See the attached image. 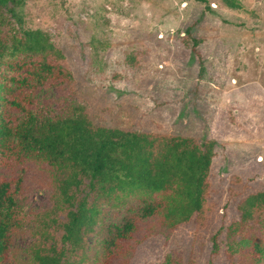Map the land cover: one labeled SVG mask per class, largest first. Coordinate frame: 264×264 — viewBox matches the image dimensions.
I'll return each instance as SVG.
<instances>
[{
	"label": "rangeland",
	"instance_id": "obj_1",
	"mask_svg": "<svg viewBox=\"0 0 264 264\" xmlns=\"http://www.w3.org/2000/svg\"><path fill=\"white\" fill-rule=\"evenodd\" d=\"M205 1L24 0L19 9L26 28L50 34L75 80L73 90L39 89L37 116H70L81 108L95 125L216 144L213 211L205 225L145 228L148 237L115 264H165L167 258L170 264H248L250 246L238 248L239 231L233 237L228 230L240 220L242 199L264 191V0H230L234 7ZM9 18L0 10V39L12 31ZM195 39L201 40L198 55ZM26 166L18 203L27 221L12 236L8 264H34L28 246L35 215L51 205L58 175L41 161ZM11 174L0 163V180ZM138 205H102L100 223L86 237L84 264L107 263L108 228L136 215ZM255 233L256 226L243 230L247 237Z\"/></svg>",
	"mask_w": 264,
	"mask_h": 264
},
{
	"label": "trees",
	"instance_id": "obj_2",
	"mask_svg": "<svg viewBox=\"0 0 264 264\" xmlns=\"http://www.w3.org/2000/svg\"><path fill=\"white\" fill-rule=\"evenodd\" d=\"M23 1L0 0V10L15 23L0 39V163L12 173L0 180V264L9 263L12 236L27 221L18 197L32 160L47 163L58 174L51 205L35 215L28 246L34 264H84L89 258L86 237L100 223L103 204H139L136 215L108 228L102 245L106 264L120 262L146 239L145 228L175 230L192 222L204 226L213 211L214 141L95 125L81 108H75V115L53 118L33 112L39 89L67 85L73 90L75 80L50 34L25 27L19 12ZM200 43L195 39L192 47L197 55ZM237 210L240 220L228 232L236 237L239 231L238 248L250 246L248 264H264V191L250 193ZM248 225L257 227L252 237L243 234ZM170 263L167 258L165 264Z\"/></svg>",
	"mask_w": 264,
	"mask_h": 264
}]
</instances>
